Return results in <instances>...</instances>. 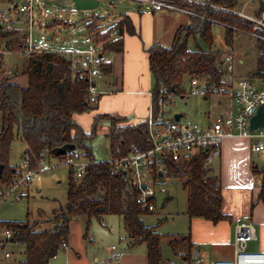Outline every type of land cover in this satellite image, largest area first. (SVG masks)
<instances>
[{
    "label": "trees",
    "instance_id": "16d2710c",
    "mask_svg": "<svg viewBox=\"0 0 264 264\" xmlns=\"http://www.w3.org/2000/svg\"><path fill=\"white\" fill-rule=\"evenodd\" d=\"M208 6L225 10L236 8L238 0H204ZM259 11L264 12V0H257ZM203 19L189 17V24L180 27L175 33L171 47L154 45L147 49L149 71L154 80L152 96L154 103L158 99L164 102L169 96H183L184 82L196 80L206 90V99L220 93L225 84L223 72L219 66L223 54L210 50L213 43L212 28L222 25L225 28L226 42H231L234 30L245 31L247 27L236 17L206 8L196 10ZM103 18H90L86 27L97 30ZM98 23V24H97ZM60 19H53L46 24V29L67 27ZM115 32L117 38H107L103 52H121L123 32L132 33L131 24L125 15L109 27L105 35ZM198 36L202 42L194 49L188 47V39ZM96 38V37H95ZM103 42V41H101ZM24 49L23 42L16 31L0 30V44ZM255 50L258 59L251 76L264 80V42L257 40ZM3 57L0 56V199L21 175L22 167L17 169L8 164L11 144L21 140L26 149L21 157L26 169H38L39 163L46 157L65 159V155L56 156L55 151L64 146L74 145L88 165L82 178H75L73 169L67 184V200L64 208L53 219L54 227L50 230L37 231V223L29 221L0 222V227L12 231V242L25 248L24 261L21 264H52L69 235L71 220L79 217L86 219L88 228L93 219L101 220L105 215L120 217L124 230L131 243H144L147 247V264H165L161 254V241L171 247L175 256L191 258L194 245L190 235L166 237L157 229L163 223L147 227L143 217L153 213L156 197H150L144 206L138 202L139 191L121 174H113L108 161H96L92 154L91 143L96 136L99 121H109L106 135L110 141L111 157L126 155L130 151H147L151 148L147 137L146 120L136 125H127L123 119L109 116H96L90 133H85L75 122L74 117L90 113L92 106L88 101L87 82L79 77L72 68L70 59L64 55L45 53L24 56L21 74L27 76V87L21 88L3 77ZM111 66L101 65L102 75L111 73ZM173 90V91H171ZM166 172L161 180L173 178L183 180L186 191V215L188 218H202L217 224L228 221L229 216L222 213L220 177L209 172L205 159L179 162H165ZM255 173L264 176V168ZM156 172L152 177L158 178ZM75 178V179H74ZM100 192L97 197L96 194ZM264 188L258 199L263 200Z\"/></svg>",
    "mask_w": 264,
    "mask_h": 264
},
{
    "label": "rangeland",
    "instance_id": "374dc122",
    "mask_svg": "<svg viewBox=\"0 0 264 264\" xmlns=\"http://www.w3.org/2000/svg\"><path fill=\"white\" fill-rule=\"evenodd\" d=\"M246 0H238V3ZM14 2L11 0H0V12H6L13 9ZM137 2V1H136ZM204 2V1H203ZM256 6L258 1L256 0ZM131 0H102L99 6L91 11L77 10L72 0H42V12L37 14L39 25L33 27L31 39L34 45L48 51L67 50V49H83L93 48L96 43L101 41V36L104 35L105 29L101 35V26L97 30L88 29L86 23L90 18L102 17L105 22H111L114 18L120 16L128 10H137ZM138 3V2H137ZM250 6L255 7V4ZM146 7V6H145ZM148 8V7H147ZM149 9V8H148ZM252 9V8H251ZM177 15V14H176ZM180 20L186 21L189 24V19L182 15H177ZM53 19H61L66 22L67 27H56L51 30L46 29V24ZM101 23V22H99ZM98 24V23H97ZM108 26V25H107ZM106 27V25H104ZM18 36L20 33L16 31ZM213 43L210 47L211 51L227 54L233 52L235 60L233 62V75L236 79L245 78L250 81L253 87L264 90V80L252 77L251 74L256 68L258 53L255 50L257 39L246 32L234 30L231 37V42H226L225 28L222 25H214L212 28ZM49 35L52 39L48 42H42V36ZM96 37V38H95ZM95 40V41H94ZM202 45L198 36L188 39V47L194 49L196 44ZM203 46V45H202ZM204 47V46H203ZM19 52V49H14L11 45L4 46L0 44V56L3 57V73L5 77L6 63H12L14 60L7 53ZM11 56V57H9ZM23 58H16L21 64ZM19 73V74H20ZM6 77H9L6 75ZM223 99L219 98L218 94H212L208 99L204 100L191 87L189 80L184 82L183 96H169V99L162 106L165 119L172 118L175 114L182 115L183 122H190L195 125L203 126L208 122L216 119L218 111V103ZM234 110L239 112L241 107L237 103L233 106ZM109 122L101 121L98 135L92 141V152L96 161H110V141L106 137L108 133ZM26 149V144L21 140H15L11 144L8 164L12 167H22L21 157ZM252 150V149H251ZM252 162L260 171L264 168V155L255 153L253 150ZM85 162V160L82 159ZM209 172L219 174V169L215 165L207 166ZM42 174L39 180H33L28 190V197H23L19 201H15L13 196L6 199H0V221L2 222H20L33 221L42 222L37 226V231L49 230L54 227L53 219L63 208L67 199V184L70 174V167L66 160L46 157L44 163L39 168ZM257 181L260 180V173H254ZM76 178V177H75ZM74 178V179H75ZM149 188L156 191L163 189L167 195V199L160 208H154L153 213L143 217L145 226H155L158 221H163L159 226L158 232L162 235H189L190 222L192 219L186 215V191L183 189V180L167 178L164 180L156 179L148 181ZM252 208V209H251ZM225 209H229L225 207ZM251 210V211H250ZM236 220L232 224L224 225L222 232L227 237L235 240L234 227L235 224H252L256 240L249 241L247 251L249 253L264 252V220L262 213L256 212L253 205L249 209L235 211ZM94 230L101 232L99 238L98 233L94 234L97 237V244L101 252L110 251L111 247L117 249L116 254L120 253L123 245L128 241L127 234L124 232L120 217L115 215H106L100 221L92 220L88 235L92 237ZM3 229L0 228V264H21L24 261L25 248L18 243L9 242L1 237ZM144 244L137 245L136 249H144ZM197 248H199L197 246ZM206 251L201 253V258L205 260V264H211L214 259H211L215 250L212 247L205 246ZM61 252V251H59ZM58 252V253H59ZM9 254L10 258L6 260L5 254ZM58 255V254H57ZM107 258V256H106ZM231 259V258H230ZM193 261H191L192 263Z\"/></svg>",
    "mask_w": 264,
    "mask_h": 264
},
{
    "label": "built area",
    "instance_id": "2783aa9c",
    "mask_svg": "<svg viewBox=\"0 0 264 264\" xmlns=\"http://www.w3.org/2000/svg\"><path fill=\"white\" fill-rule=\"evenodd\" d=\"M15 4L9 12H0V30L4 32L17 31L20 33V40L23 42L24 49L19 52H8V55L22 58L24 56L42 55L45 53H55L64 55L70 59L72 68L79 73L80 78L87 82L88 101H94L100 95L110 94L109 91H99L96 88V80L99 77V66L108 62L107 57L102 51V43H96L93 48L67 49L48 51L33 44L31 33L36 23V18L42 6V0H13ZM12 1V2H13ZM99 3L102 0H98ZM140 5L148 7L152 12H169L182 14L187 17L203 19L196 10L210 8L230 14L239 19L247 29L244 31L257 40L264 42V12L259 11L256 0H248L247 5L255 4L252 12L245 13L237 8L225 10L219 7L208 6L205 1L199 0H136ZM253 8L252 6H250ZM42 42H48L46 36H42ZM235 55L233 52L223 54L219 61V66L223 72L222 82L225 84L219 95L223 101L218 103L216 119L208 122L204 126L195 125L190 122H183L182 117L179 121L172 118L165 119L162 106L165 102L158 99L156 105L153 103L150 108L147 124V137L151 148L144 152L136 149L126 155L119 156L118 149L115 150L116 157L108 161L111 165L113 174L125 176L129 183L138 189V202L146 205L150 197H156L158 192L149 188L148 181L161 178V174L166 172L165 162H179L203 157L205 165H210L219 156V147L225 138H241L251 142V148L255 153L264 155V128H257L250 131V121L256 115L257 110L264 105V90L253 87L248 79H236L233 75V62ZM191 87L201 97L206 98V90L194 80L190 82ZM237 103L241 110L237 112L233 106ZM156 107V108H155ZM68 166L73 169L75 177H83L87 161H82L78 152L66 154ZM41 163V162H40ZM39 163V164H40ZM156 172L158 178L152 177ZM40 170L26 169L22 165L20 177L6 190L1 199L13 196L15 201L21 200L27 185L33 180L40 179ZM144 185L145 188L141 189ZM264 188V180L262 183ZM3 229L1 236L5 240L12 238V231ZM235 251L230 260H217L211 264H264V252L249 253L247 243L256 240V235L252 224H239L235 227ZM65 248V244L62 245ZM114 249V248H113ZM4 258L8 260L9 254ZM116 256L111 255V260ZM167 264H173L167 262ZM188 264V263H184ZM191 264H205L203 259L197 257Z\"/></svg>",
    "mask_w": 264,
    "mask_h": 264
},
{
    "label": "crops",
    "instance_id": "0c3cea01",
    "mask_svg": "<svg viewBox=\"0 0 264 264\" xmlns=\"http://www.w3.org/2000/svg\"><path fill=\"white\" fill-rule=\"evenodd\" d=\"M12 1L13 0H11V2ZM131 1L135 2L134 5L137 7V10H128L121 15L128 17L132 33L123 32L121 52H103L107 57V64L111 66V73L102 75L100 72L101 65L98 68L99 77L96 80L97 90L109 91L111 93L100 95L96 97L94 101L89 102L92 106L90 113L74 117L75 122L87 134L91 132L96 116L103 115L123 119L124 123L127 125H136L146 120L151 105L154 103L152 96L154 80L149 71L147 49L154 45H160L165 48L171 47L177 30L180 27L187 26L186 21L176 17L182 14L176 15L169 12H152L147 7L137 3L136 0ZM247 1L248 0H246L245 3L242 1L241 4L237 3L236 8L245 13L252 12L254 7L251 9V7L247 5ZM9 11L10 10L6 12ZM41 12L42 7L39 14H41ZM120 16L114 18L111 22H105L103 20L100 24L102 29L101 35L104 29L106 31L116 23ZM187 19H189V17H187ZM104 25H106V27H104ZM240 31L244 32L243 30ZM46 38L48 41L52 39L49 35H47ZM107 38L116 39V33L113 31L108 35H102L101 41L103 42L99 41V43L103 44ZM16 58H12L14 62L5 64L7 68L5 69L4 75L5 77L6 75H12V77L10 76V81L12 83L17 84L21 88H26L28 84L27 76L19 72L20 61ZM204 100H206V98H204ZM154 104L157 106L156 103ZM100 124L101 121H99L97 125L96 135L100 134ZM251 149V142L246 139L225 138L221 142L219 156L212 161L211 165H215L219 169V174H212L220 177L222 213L229 216V220L213 224L202 218H193L190 222L191 228L189 235L194 247L191 258L188 261L185 258L184 263L191 264V261H194L197 257L201 258V253H204L207 249L205 246H211L212 249L215 250V254H213L211 259H232L235 251L236 238L233 240L227 237V235L225 236L222 232L223 226L232 224L233 220H236L233 216L238 218L236 217L235 211L249 209V206L252 205L256 212L264 215V198L263 200L258 199L263 189L262 183L264 176L260 175V180L257 181V177L253 171L255 166L252 162L253 152ZM43 163L44 160L39 164V168ZM16 168L19 169L20 167ZM30 185L31 183L27 185L22 198L28 197ZM166 199L167 195L163 199L161 207ZM225 207L229 209H225ZM61 209L62 208H60V210ZM261 221L264 224V220L261 219ZM31 223H37L38 226L42 222L33 221ZM237 225L239 224L236 223L235 227ZM89 228L90 226L86 228V219L84 217L71 220L65 248H61V252L52 260V264H147V247L141 250L135 248L137 245L139 246L144 243L133 244L128 239L119 254H116L117 249L114 247H111L108 252H101L100 247L96 243L98 239L94 235L98 233L99 238L101 232L94 230L93 236L89 237ZM10 240L11 239H9V242ZM164 242L166 243V241ZM197 246L199 248H197ZM111 255L116 256V259L111 260ZM203 261L205 262V260ZM164 262L167 264L166 261Z\"/></svg>",
    "mask_w": 264,
    "mask_h": 264
},
{
    "label": "water",
    "instance_id": "95a60500",
    "mask_svg": "<svg viewBox=\"0 0 264 264\" xmlns=\"http://www.w3.org/2000/svg\"><path fill=\"white\" fill-rule=\"evenodd\" d=\"M72 3L77 10H82V11H91V10H94L95 8H97L99 6L98 0H72ZM171 91H173V90H171ZM181 116L182 115H180V114H175L173 116V119L175 121H179ZM257 128H264V105L261 106L257 110L256 115L250 121L249 130L253 131V130H256ZM73 150H75L74 145L64 146L62 148L57 149L55 151V154H56V156H61V155H65V154H67ZM1 171H2V166H0V175H1ZM144 188H145V186L142 185L141 189H144ZM99 194H100V192H98L96 194V196L98 197ZM165 197H166V194L164 192H158L157 193V195H156V207L157 208L161 207L162 201ZM10 242H12V240H10ZM160 247H161L162 258L164 261L170 262L173 264H184L185 258H179V257L175 256L174 253L172 252L171 247L168 244H166L164 241H161Z\"/></svg>",
    "mask_w": 264,
    "mask_h": 264
}]
</instances>
